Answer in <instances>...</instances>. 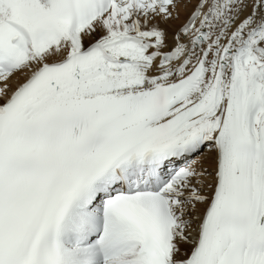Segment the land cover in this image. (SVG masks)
Segmentation results:
<instances>
[{
    "label": "snow or ice",
    "instance_id": "6c2138e0",
    "mask_svg": "<svg viewBox=\"0 0 264 264\" xmlns=\"http://www.w3.org/2000/svg\"><path fill=\"white\" fill-rule=\"evenodd\" d=\"M0 264H264V0H0Z\"/></svg>",
    "mask_w": 264,
    "mask_h": 264
}]
</instances>
